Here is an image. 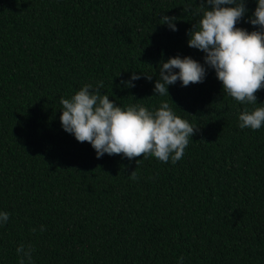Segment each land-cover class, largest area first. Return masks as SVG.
Returning <instances> with one entry per match:
<instances>
[{
	"label": "trees",
	"instance_id": "trees-1",
	"mask_svg": "<svg viewBox=\"0 0 264 264\" xmlns=\"http://www.w3.org/2000/svg\"><path fill=\"white\" fill-rule=\"evenodd\" d=\"M200 6L0 0V211L10 214L0 225V264H20L21 244L34 247V264H264V126L241 129L238 119L264 105V89L257 105L224 94L205 53L188 47ZM245 6L237 27L258 30L246 22L256 0ZM165 15L178 31L159 23ZM174 57L202 64L205 80L155 96L161 63ZM132 72L145 76L126 87ZM98 82L125 110L167 102L197 128L183 158L97 159L65 132L61 98Z\"/></svg>",
	"mask_w": 264,
	"mask_h": 264
},
{
	"label": "clouds",
	"instance_id": "clouds-1",
	"mask_svg": "<svg viewBox=\"0 0 264 264\" xmlns=\"http://www.w3.org/2000/svg\"><path fill=\"white\" fill-rule=\"evenodd\" d=\"M256 3L253 16L246 22L258 30L248 32L237 27L248 11L246 0H206V4L201 0L202 17L188 33V47L205 53L204 63L214 69L224 94L242 105H257L256 94L264 89V0H256ZM184 11L192 10L185 8ZM175 22V17L166 15L159 21L172 31H178ZM142 75L132 72L130 81L122 83L134 87L132 81L141 79ZM159 77L154 86L155 96H169L168 86L177 81L184 87L203 83L206 68L191 57H174L161 63ZM103 86V82H98L95 88L86 84L70 99L61 98L60 121L65 132L74 135L80 143H89L97 159L105 154L122 155L129 160L155 157L162 163L171 160L175 165L183 158L197 128L177 116L167 102L154 112L139 104L125 110L108 95H101ZM238 119L241 129H261L264 105L252 110L245 107ZM129 178L137 179L136 170ZM9 219V213L0 211V225ZM44 230L41 226L40 231ZM31 231L35 233L36 229ZM16 252L20 264H34L35 249L31 244L19 245ZM180 261L182 264L183 257Z\"/></svg>",
	"mask_w": 264,
	"mask_h": 264
}]
</instances>
